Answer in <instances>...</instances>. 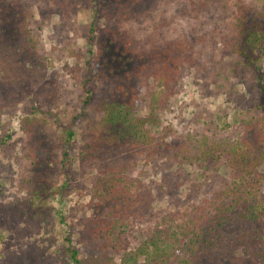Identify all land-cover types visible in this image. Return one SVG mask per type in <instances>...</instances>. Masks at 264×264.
Returning a JSON list of instances; mask_svg holds the SVG:
<instances>
[{
	"label": "rangeland",
	"instance_id": "1",
	"mask_svg": "<svg viewBox=\"0 0 264 264\" xmlns=\"http://www.w3.org/2000/svg\"><path fill=\"white\" fill-rule=\"evenodd\" d=\"M238 1L154 0L144 14L112 20L142 43L187 40L193 57L170 90L163 91L152 76L134 77L137 113L153 119L149 128L158 137L159 149L153 156L139 150L127 156L129 175L153 195L143 216L122 225L131 249L153 234L163 215H177L231 183L224 151L247 134L251 118L256 124L262 116L255 108L256 79L229 47ZM243 1L264 8V0ZM92 7L90 0H0V264H75L70 247L79 251L81 264H109L108 257L113 264L121 260L113 252L92 255L82 236L93 214L101 162L83 161L81 148L102 119V100L114 91L92 80L98 41L107 24L98 21L90 42ZM1 17H12L11 24L22 29L16 42L7 38ZM88 89L93 95L85 104ZM75 116L71 146L64 147ZM30 118L44 121L41 131L52 142L57 162L49 179L51 192L58 190L41 193L42 215L35 213L36 207L21 204L33 192V143L25 130ZM164 137L173 148L164 147ZM218 145L215 157L204 162L201 150ZM66 149L69 155L64 157ZM257 221L245 226L259 228L264 239V211ZM225 255H231V264H264V249L254 256L241 248Z\"/></svg>",
	"mask_w": 264,
	"mask_h": 264
},
{
	"label": "trees",
	"instance_id": "2",
	"mask_svg": "<svg viewBox=\"0 0 264 264\" xmlns=\"http://www.w3.org/2000/svg\"><path fill=\"white\" fill-rule=\"evenodd\" d=\"M90 1L93 5L90 42L95 38L98 21L107 20L98 41V63L92 80H101L108 85L107 90L114 91L102 100V119L93 126L90 140L81 148L83 161L101 162L95 179L93 214L82 232L87 250L92 255L97 251L104 255L109 252L120 254L119 264H231V255L227 257L225 252L240 248L254 256L264 249V239L259 228H247L245 224H259L256 220L264 211V8L256 9L239 0L233 35L229 40L230 51L241 58L240 63L248 67L256 79L255 108L262 113L256 124L251 118L247 134L224 151L229 156L231 183L199 203H191L177 215H163L153 234L139 247L131 249L126 245L122 225L143 216L153 195L129 175L127 156L133 150L149 152V156H153L159 149L155 145L158 137L149 128L153 119L137 113L139 94L133 84L134 77L140 74L152 76L163 91L170 90L181 67L192 57V46L181 39L142 43L112 23L114 18L144 14L149 2L154 0ZM19 18L17 16L16 24ZM12 20V17H1L7 38L16 42L22 29L11 24ZM92 95L93 91L88 89L85 104L90 102ZM28 120L25 130L30 136L29 142L33 143L30 156L34 172L30 179L33 192L21 204L29 209L36 207L35 213L42 215L41 193L58 190L51 192L49 179V171L57 162L53 160L52 142L45 130L41 131V121H44L39 118ZM76 120L77 117H73L71 127L65 132L64 147L68 143L71 146L69 140L74 135L72 126ZM162 139L165 148H173L165 137ZM220 148L221 145L202 149L201 159L208 162ZM68 155L66 149L64 157ZM232 234H236L234 239ZM69 250L75 264H81L79 251L72 247ZM108 260L109 264L115 262L112 257Z\"/></svg>",
	"mask_w": 264,
	"mask_h": 264
}]
</instances>
